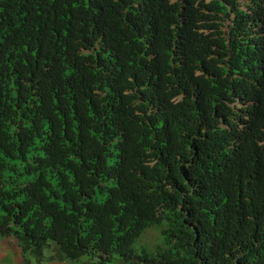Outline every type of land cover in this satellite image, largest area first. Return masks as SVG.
Segmentation results:
<instances>
[{"label": "trees", "instance_id": "obj_1", "mask_svg": "<svg viewBox=\"0 0 264 264\" xmlns=\"http://www.w3.org/2000/svg\"><path fill=\"white\" fill-rule=\"evenodd\" d=\"M0 237L264 264V0H0Z\"/></svg>", "mask_w": 264, "mask_h": 264}, {"label": "rangeland", "instance_id": "obj_2", "mask_svg": "<svg viewBox=\"0 0 264 264\" xmlns=\"http://www.w3.org/2000/svg\"><path fill=\"white\" fill-rule=\"evenodd\" d=\"M99 198H103V196H99ZM165 225H154L151 228H148L136 241V246L148 247L150 249H154L156 244L161 241L163 230ZM52 255L56 259V263H48V264H82L85 261V257L82 256L78 258L76 261H67L60 260L56 255V250L48 249L46 252V256ZM88 260V259H86ZM0 264H23V256L21 253V249L15 240L1 238L0 237ZM33 264H40L39 258L34 260ZM47 264V263H45Z\"/></svg>", "mask_w": 264, "mask_h": 264}, {"label": "clouds", "instance_id": "obj_3", "mask_svg": "<svg viewBox=\"0 0 264 264\" xmlns=\"http://www.w3.org/2000/svg\"><path fill=\"white\" fill-rule=\"evenodd\" d=\"M175 127H176V125L175 124H173V133H175ZM1 238H4V237H1ZM6 239H10V238H7V237H5ZM12 240V239H11ZM15 241H17V240H15ZM18 243V242H17ZM21 249V248H20ZM48 249H54V250H56V255L58 256V254H57V251H58V249H57V247L55 246V244L54 243H51L50 244V246L49 247H47L45 250H44V253L41 255V257L39 258V261H40V264H45V263H56V259L52 256V255H49L48 257L46 256V252H47V250ZM86 259H89L88 257H85V261H86ZM61 260V259H60ZM62 261H64V260H62ZM67 261H74V262H80V261H76V260H70V259H68ZM24 264V263H23ZM31 264H33V262H31Z\"/></svg>", "mask_w": 264, "mask_h": 264}]
</instances>
